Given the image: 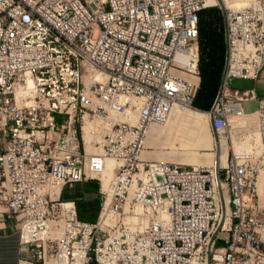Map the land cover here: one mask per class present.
I'll list each match as a JSON object with an SVG mask.
<instances>
[{"label":"built area","instance_id":"obj_1","mask_svg":"<svg viewBox=\"0 0 264 264\" xmlns=\"http://www.w3.org/2000/svg\"><path fill=\"white\" fill-rule=\"evenodd\" d=\"M212 1L0 0V203L36 264H264L261 151L230 150L223 166L148 158L151 126L193 108L199 13ZM223 21L215 142L255 98L230 82L260 75L264 3ZM86 181L99 183L94 223L61 199Z\"/></svg>","mask_w":264,"mask_h":264},{"label":"crops","instance_id":"obj_2","mask_svg":"<svg viewBox=\"0 0 264 264\" xmlns=\"http://www.w3.org/2000/svg\"><path fill=\"white\" fill-rule=\"evenodd\" d=\"M264 3V0H260ZM196 80L195 82H197ZM230 88L233 90H239V91H252L255 95L254 99H248L242 104V110L245 114V117L249 116H255L260 101H264V64L262 67V70L260 72V75L255 80H240V79H233L230 82ZM185 111H179L174 112L170 118L168 119L166 124H160L157 125V127L149 129L146 144L153 145L155 144L157 148L160 151L165 152L168 150L169 156L175 155L177 153L181 154L182 156L186 157H192L190 155V152L192 148L195 146H200L204 142L208 141V137L205 134V129L203 127L204 123V116H210L209 112H202L205 113L203 116H201V119L198 122H195L196 120L191 119L189 115ZM237 120V119H236ZM239 121V120H237ZM256 124V123H255ZM257 126V125H256ZM231 127V126H230ZM238 123L237 126L234 127L233 132V139L234 148L231 150L235 151H241V150H251L255 149L256 152L262 151V149L258 146L260 143V137L262 133H259L258 130H256V133L254 134V141L256 143L249 144L248 139L251 137H246L245 140L242 141V139H238L236 136V133L238 130ZM163 138L162 142H158L160 138ZM214 149L215 152L210 154V156H213L215 160H218L217 156V145L214 141ZM230 151V150H229ZM156 158L158 159H166L164 154H157ZM208 160V157H206L203 161L206 162ZM182 161V160H181ZM203 163V162H202ZM201 163V165H202ZM263 163H264V157H263ZM261 182H264V171H261L260 175V188L263 185ZM83 184V183H82ZM81 184V185H82ZM68 194H73V190H69ZM79 197L81 202L87 201L91 198V195H86L83 193L82 190L79 192ZM80 202V203H81ZM6 210V205L3 203H0V217H3V219L0 218V264H36L37 259L35 257V249L31 248L29 246H23L19 244L18 240V232H15L14 229L9 225L5 224V219L14 217H8ZM18 230H19V224H18ZM51 264V262L49 263Z\"/></svg>","mask_w":264,"mask_h":264},{"label":"trees","instance_id":"obj_3","mask_svg":"<svg viewBox=\"0 0 264 264\" xmlns=\"http://www.w3.org/2000/svg\"><path fill=\"white\" fill-rule=\"evenodd\" d=\"M224 28L218 10L215 8L204 9L199 13L198 38L200 45L199 74L200 85L194 97L193 106L209 111L212 107L219 91L221 73L224 65L226 45L224 41ZM80 190L86 195L97 196L95 202L82 206L78 200ZM68 191L62 193V200H74L76 202L78 218L84 222L94 223L97 220L96 214L99 212L100 195L99 183L97 181H86L81 188L73 190V194ZM85 207L87 209H85ZM90 264H96L91 262Z\"/></svg>","mask_w":264,"mask_h":264},{"label":"rangeland","instance_id":"obj_4","mask_svg":"<svg viewBox=\"0 0 264 264\" xmlns=\"http://www.w3.org/2000/svg\"><path fill=\"white\" fill-rule=\"evenodd\" d=\"M227 8L232 9V7L227 6V4L220 2L218 4V6L215 7L216 10H218L219 16L221 17L222 23H223V28H224V21H223V15L224 12ZM209 9V8H206ZM224 33V32H223ZM197 49H198V56L200 58V45H199V38L197 40ZM173 72H177L175 70H173ZM198 72H199V62H198ZM196 85V91L194 94V97L196 96V93L199 89V85H200V74L198 75V81L195 82ZM194 109L196 110H200L196 107L193 106ZM192 108V109H193ZM202 111V110H200ZM202 112H208V111H202ZM263 116H264V109L262 112ZM211 117L208 116H204V123H203V127L205 129V134L208 137V141L204 142L203 144H201L200 146H194L190 152V155H192V157H186V156H182L181 154L177 153L175 155H170L168 153V150H166L165 152L160 151L157 146L155 144H153L154 149L150 150L149 154H148V158L155 160V161H164V162H171V163H177V164H181L183 166H210L215 164V158L213 156H210V154L215 152L214 149V138H213V133H212V129H211V124H210V119ZM237 120H231V127L229 128V130L225 133V135H223V138H225V141L227 139V144H228V151L231 150L232 148H234V145L232 144V142L234 143V139H233V132L234 131V127L237 126L238 123V128H237V132L235 138L237 137L238 139H242L245 140L246 137H251L250 139H248L249 144H254L256 143L254 141V134L256 133V130H258L259 133H262L261 137H260V143L258 144V146L262 149L261 153H260V160H262V158L264 157V117H261L259 115H255V116H249V117H242L239 118ZM256 123V124H255ZM257 125V126H256ZM157 127V125H153L151 126L150 129ZM163 138L161 137L158 142H162ZM216 143V142H215ZM89 149V150H88ZM87 153H91L92 149L91 148H87ZM230 152V151H229ZM164 154L166 159H158L156 158V156H158L157 154ZM208 157V160L206 162H204L203 160ZM226 159V158H225ZM182 160V161H181ZM113 161L112 160H108L107 161V166H106V170L103 173V175H107L109 180L111 179V177L113 176ZM203 162V163H202ZM202 163V165H201ZM225 163V162H224ZM222 166L224 165L223 163H221ZM262 170L264 171V167H262ZM102 175V176H103ZM84 183V182H83ZM263 185H261L262 187L259 190L260 187V181L258 183V200H259V204L261 206V208H264V182H261ZM82 184V183H81ZM81 184H78L76 186H74L72 188V190H76V188H81ZM103 185V184H102ZM68 191V190H66ZM97 196H92L91 198L88 199L87 201L82 202V206H87L88 204H91V202H95V200ZM72 200V199H71ZM79 202H81L82 200H78ZM85 209H87L85 207ZM98 215V212L96 214V217ZM1 219H3V217H0ZM5 224H9L15 232H19L18 230V224L20 225V220L14 218H9V219H5ZM2 223V222H0ZM1 226V225H0ZM54 243V240H56L57 235L54 234V236L51 237ZM51 264H53L51 262Z\"/></svg>","mask_w":264,"mask_h":264},{"label":"bare ground","instance_id":"obj_5","mask_svg":"<svg viewBox=\"0 0 264 264\" xmlns=\"http://www.w3.org/2000/svg\"><path fill=\"white\" fill-rule=\"evenodd\" d=\"M212 2L213 3H216V4H219L220 2H223V3L227 4V6L232 7V9L235 10V9H240V8L249 6L252 3H254L255 0H213ZM28 84L31 85L30 80L28 81ZM186 112H187V114L189 115V117L191 119L196 120L195 122H198L201 119V116H203V114H205V113H202L199 110H196L194 108L193 109H188ZM244 116H245V114H244ZM210 117H211V114H210ZM167 121L165 123H163V124H166ZM158 125H160V124H158ZM229 125H231V121H230V124ZM225 136H226V134H225ZM85 138L86 139H89V137L86 134H85ZM226 142H227V139L225 141V138H223V135H221L220 138L218 139V141H216V145L218 147V149H217L218 160L216 162L219 163L220 166H222L221 163L224 164V162L226 160L225 158H226V155H227V152H228V147H227L228 144ZM232 151L239 152L240 153L241 151H245V150H241V151L232 150ZM246 151H248V150H246ZM108 160H111V159H107L106 160L104 170H103V172H102V174L100 176V179H101V189H102V191H106L107 185H108L107 183L109 181L108 176L107 175H103V173L106 170V166H107V161ZM162 162H164V161H162ZM195 167H197V166H195ZM260 175H261V172H260ZM259 181H260V176H259ZM259 181H258V183H259ZM192 264H196V263L194 262Z\"/></svg>","mask_w":264,"mask_h":264}]
</instances>
